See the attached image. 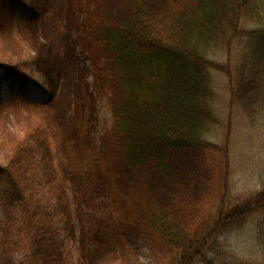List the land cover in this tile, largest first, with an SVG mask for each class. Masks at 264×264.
<instances>
[{
	"label": "rangeland",
	"instance_id": "374dc122",
	"mask_svg": "<svg viewBox=\"0 0 264 264\" xmlns=\"http://www.w3.org/2000/svg\"><path fill=\"white\" fill-rule=\"evenodd\" d=\"M13 1L0 0V165L17 155L29 187L35 226L50 252L34 264H160L163 247L145 228V217L163 210L186 230L199 229L222 195V162L211 151L173 149L174 185L156 170L124 164L113 126L118 75L98 31L115 27L135 2L154 15L176 12L173 2ZM241 27L260 24L243 19ZM2 67L27 81L22 95L11 93ZM221 76L213 79V106L224 120L231 113L233 203L264 189V107L254 120L236 106L229 110ZM27 234L0 203V264H29ZM211 258L264 264V213L222 235Z\"/></svg>",
	"mask_w": 264,
	"mask_h": 264
},
{
	"label": "trees",
	"instance_id": "16d2710c",
	"mask_svg": "<svg viewBox=\"0 0 264 264\" xmlns=\"http://www.w3.org/2000/svg\"><path fill=\"white\" fill-rule=\"evenodd\" d=\"M171 1L177 11L160 15L135 2L115 28L98 31L122 93L113 126L124 164L156 170L170 185L175 183L171 150L198 148L220 156L222 195L199 229L188 231L158 209L144 219L145 228L163 247L160 264H220L211 258L218 239L264 213V189L230 202L231 113L224 120L213 106L211 72L227 79L228 109L236 106L254 120L256 108L264 107V0ZM243 19H255L260 27L244 29ZM235 45L240 52L233 61ZM219 56L225 62L215 60ZM3 71L11 93L22 95L27 81L13 68ZM17 159L15 155L0 165V203L27 228L25 251L34 264L49 258L50 252L36 229L33 200Z\"/></svg>",
	"mask_w": 264,
	"mask_h": 264
}]
</instances>
